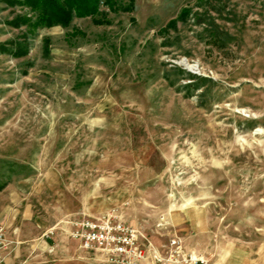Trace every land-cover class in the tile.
Returning <instances> with one entry per match:
<instances>
[{
    "label": "rangeland",
    "instance_id": "rangeland-1",
    "mask_svg": "<svg viewBox=\"0 0 264 264\" xmlns=\"http://www.w3.org/2000/svg\"><path fill=\"white\" fill-rule=\"evenodd\" d=\"M25 11L0 0V42L29 41L0 50L1 264H106L65 220L109 210L204 264H264V0H134L32 33L6 22Z\"/></svg>",
    "mask_w": 264,
    "mask_h": 264
},
{
    "label": "built area",
    "instance_id": "built-area-1",
    "mask_svg": "<svg viewBox=\"0 0 264 264\" xmlns=\"http://www.w3.org/2000/svg\"><path fill=\"white\" fill-rule=\"evenodd\" d=\"M65 221L70 224L68 233L78 247L92 252L106 264H204L205 261L202 254L187 248L177 234L155 243L141 224L129 223L112 210ZM164 221L161 217L158 224ZM10 243L8 226L0 221V264Z\"/></svg>",
    "mask_w": 264,
    "mask_h": 264
},
{
    "label": "trees",
    "instance_id": "trees-1",
    "mask_svg": "<svg viewBox=\"0 0 264 264\" xmlns=\"http://www.w3.org/2000/svg\"><path fill=\"white\" fill-rule=\"evenodd\" d=\"M8 5L19 4L29 7L31 14L28 12H16L6 22L13 26L25 24L26 31L35 32L38 27L52 26L59 24L68 26L74 17L90 16L94 23H106L110 19L107 17L108 11H116L119 9L131 10L134 0H2ZM107 7V9L104 8ZM29 11V12H30ZM188 8L186 6L180 9L178 15L171 18L168 24L174 23L175 20L184 18ZM78 32L84 33L78 28H74L72 35ZM14 48L7 45L8 42H0V50L11 52L13 55L21 56L28 52L29 41L27 32H23L21 40H15ZM48 38H45V52H48ZM3 185L0 184V187Z\"/></svg>",
    "mask_w": 264,
    "mask_h": 264
},
{
    "label": "crops",
    "instance_id": "crops-1",
    "mask_svg": "<svg viewBox=\"0 0 264 264\" xmlns=\"http://www.w3.org/2000/svg\"><path fill=\"white\" fill-rule=\"evenodd\" d=\"M123 218V217H122ZM124 219V218H123ZM125 220V219H124ZM126 221V220H125ZM129 223H134V222H131V221H128ZM135 224V223H134ZM143 230H144V233L151 239V240H153L155 243H159V242H161L162 240H164L166 237H168V231L167 232H164V233H160V235H162V236H155L154 234H153V236H152V234H150V232L145 228V227H143ZM69 235V234H68ZM179 236V235H178ZM180 238L182 237V236H179ZM70 238L71 239H73L71 236H70ZM182 239V242L184 243V245L187 247V248H189V249H191V247L188 245V243H187V241H186V238L185 237H182L181 238ZM76 243H77V241L75 240V239H73ZM77 247H78V243H77ZM79 248V247H78ZM80 249V248H79ZM82 252H84V254H86V255H88L89 257L88 258H91L92 259V256H91V254H93L92 252H88V251H84V250H82V249H80ZM94 255V254H93ZM85 256V255H84ZM85 258V257H84ZM88 258H85V259H88ZM94 258V257H93ZM96 258V257H95ZM90 259H88V261H84V263L85 264H91V260L89 261Z\"/></svg>",
    "mask_w": 264,
    "mask_h": 264
}]
</instances>
